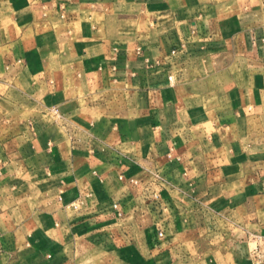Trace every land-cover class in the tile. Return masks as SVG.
I'll return each instance as SVG.
<instances>
[{
  "label": "crops",
  "instance_id": "obj_1",
  "mask_svg": "<svg viewBox=\"0 0 264 264\" xmlns=\"http://www.w3.org/2000/svg\"><path fill=\"white\" fill-rule=\"evenodd\" d=\"M0 264H264V0H0Z\"/></svg>",
  "mask_w": 264,
  "mask_h": 264
},
{
  "label": "built area",
  "instance_id": "obj_2",
  "mask_svg": "<svg viewBox=\"0 0 264 264\" xmlns=\"http://www.w3.org/2000/svg\"><path fill=\"white\" fill-rule=\"evenodd\" d=\"M49 111H50L51 115L55 118V120H58V119L62 118V113H61V111H60V109L58 107H51ZM152 196L155 197V198H158L159 194L156 191H154L152 193ZM75 206H77V204H75ZM117 206L118 205L116 204L115 207L117 208ZM118 213L121 214V211L119 209H118ZM159 236L163 237L164 236V232L160 231L159 232ZM262 238H263V236L260 235V234H251L249 236V241L251 242L250 251L258 259H260V245H259V242L262 240ZM252 244H254V245L252 246Z\"/></svg>",
  "mask_w": 264,
  "mask_h": 264
},
{
  "label": "rangeland",
  "instance_id": "obj_3",
  "mask_svg": "<svg viewBox=\"0 0 264 264\" xmlns=\"http://www.w3.org/2000/svg\"><path fill=\"white\" fill-rule=\"evenodd\" d=\"M254 244H252V246H253Z\"/></svg>",
  "mask_w": 264,
  "mask_h": 264
}]
</instances>
